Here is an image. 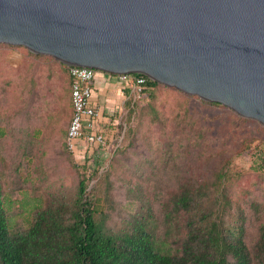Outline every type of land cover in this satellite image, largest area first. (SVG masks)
<instances>
[{
  "label": "rangeland",
  "instance_id": "1",
  "mask_svg": "<svg viewBox=\"0 0 264 264\" xmlns=\"http://www.w3.org/2000/svg\"><path fill=\"white\" fill-rule=\"evenodd\" d=\"M152 90L126 100L103 129L104 144L82 140L72 153L65 143L73 113L67 65L0 42V180L12 229L30 226L41 204L73 202L86 175L107 230L125 229L150 205L162 226L165 191L204 184L227 223L244 220L252 244L264 224V125L174 86L158 82Z\"/></svg>",
  "mask_w": 264,
  "mask_h": 264
},
{
  "label": "water",
  "instance_id": "2",
  "mask_svg": "<svg viewBox=\"0 0 264 264\" xmlns=\"http://www.w3.org/2000/svg\"><path fill=\"white\" fill-rule=\"evenodd\" d=\"M0 42L144 73L264 125V0H0Z\"/></svg>",
  "mask_w": 264,
  "mask_h": 264
},
{
  "label": "trees",
  "instance_id": "3",
  "mask_svg": "<svg viewBox=\"0 0 264 264\" xmlns=\"http://www.w3.org/2000/svg\"><path fill=\"white\" fill-rule=\"evenodd\" d=\"M157 84L149 77L140 98L146 91L152 95ZM224 177L225 172L218 174L219 180ZM88 179L80 180L73 202L41 204L30 226L17 230L11 227V202L0 180V264H264V224L249 243L244 220L227 223L208 185L186 183L165 191L162 226L150 205L125 229L112 232L98 218L101 198L87 192Z\"/></svg>",
  "mask_w": 264,
  "mask_h": 264
},
{
  "label": "built area",
  "instance_id": "4",
  "mask_svg": "<svg viewBox=\"0 0 264 264\" xmlns=\"http://www.w3.org/2000/svg\"><path fill=\"white\" fill-rule=\"evenodd\" d=\"M99 71L91 66L69 65L73 114L66 135V146L72 153L78 152L82 140L89 147L102 145L106 141V134L99 122L102 110L92 102L93 82ZM120 76L129 83L133 100L140 98L149 76L144 73H120Z\"/></svg>",
  "mask_w": 264,
  "mask_h": 264
},
{
  "label": "crops",
  "instance_id": "5",
  "mask_svg": "<svg viewBox=\"0 0 264 264\" xmlns=\"http://www.w3.org/2000/svg\"><path fill=\"white\" fill-rule=\"evenodd\" d=\"M93 85L92 102L101 108L100 126L107 130L131 98L132 89L119 73L106 71H99Z\"/></svg>",
  "mask_w": 264,
  "mask_h": 264
}]
</instances>
